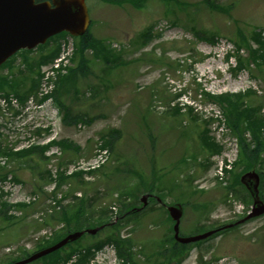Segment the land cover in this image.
I'll return each mask as SVG.
<instances>
[{
  "label": "rangeland",
  "instance_id": "rangeland-1",
  "mask_svg": "<svg viewBox=\"0 0 264 264\" xmlns=\"http://www.w3.org/2000/svg\"><path fill=\"white\" fill-rule=\"evenodd\" d=\"M87 5L92 35L105 40L122 58L109 65L110 70L89 50L87 73L81 72L62 86L61 78L79 63L74 53L67 74H57L55 89L62 86V104L57 98L52 101L51 93H39L44 80L48 82L41 71L34 92L24 101L18 97L23 107L21 114L0 108L3 148L11 144L23 146L43 137L56 142L45 154L48 160L39 152L32 155V160L0 157V175L7 173L0 181V209L4 203L7 207L6 214H0V264L23 259L45 242L74 231L59 219L44 224L48 218L46 209L55 208V202L47 201L50 193L54 197L51 189L56 184L63 193L57 205L67 209L84 200L90 227L118 221L120 232L132 239V252L140 264H222L223 257L235 258L240 264H264V216L192 245L181 262H165L157 254L161 243L171 237L172 224L165 206L153 197L142 212L129 215L131 207L142 206L141 198L147 193L169 205L184 202L181 233L191 236L233 223L251 210V197L241 184L235 185V179L256 166L264 186V151L260 160L247 163H242L240 152L233 170L226 174V186L223 183L210 188L208 177L215 153L202 151V130L206 128L214 142L219 138L227 142L228 135L235 136L236 132L229 124L228 102L218 99L211 104L212 99L202 89L220 93L235 89L233 84L238 80L254 78L259 96H237L242 98L240 107L243 104V108L251 109L258 105L262 108L259 113L264 115V63L260 70L248 48L258 46L251 40L254 29L264 36V0H148L140 8L130 2L119 5L87 0ZM148 27H152L154 37L142 44L139 35ZM239 30L248 38V45L241 42L243 46L238 51ZM198 33L205 38L210 35L212 42L200 39ZM64 34L34 50H20L0 68V75L20 77V71L28 72L24 58L39 63L42 55L54 56ZM236 55L247 61V67L235 72ZM12 95L17 97L8 96ZM237 96L232 99L237 100ZM181 101L190 108L176 105ZM162 106L167 107L165 111ZM174 107L181 112H174ZM245 124L242 137L254 146L251 130ZM112 129L119 130L120 135L110 147L103 135ZM261 132L264 138V127ZM97 147L107 148L110 159L93 175L94 179H87L83 173L71 177L64 173L69 179L59 187L61 175L54 171L55 166L62 161L67 169L79 158L94 154ZM174 182L177 189L171 191ZM32 193L38 194L34 196L37 202L21 208L22 201ZM261 193L264 199V187ZM111 230L107 227L98 234L86 235L81 244L106 240ZM107 244L89 264H131L118 256L113 243ZM32 264L43 263L39 260Z\"/></svg>",
  "mask_w": 264,
  "mask_h": 264
},
{
  "label": "trees",
  "instance_id": "trees-1",
  "mask_svg": "<svg viewBox=\"0 0 264 264\" xmlns=\"http://www.w3.org/2000/svg\"><path fill=\"white\" fill-rule=\"evenodd\" d=\"M41 1V0H37ZM110 3H117L119 5H122L123 3L130 2V4L140 8L143 7L148 0H105ZM170 1V0H164ZM91 28L89 31L77 38L76 43V52L75 56L76 58H79V63L77 67L71 68L69 71V74L66 75L64 78H61V80L64 82L62 83V86H66L67 83L71 82L73 79L77 78L79 74H84L87 69H89V62L91 61L90 58L87 55V52L89 50L92 51L93 57L103 60L107 65L108 68L111 70L112 67L111 64L115 61V64H117L118 61L121 60L122 56L115 52L110 46H108L105 42V40L96 38L92 35ZM257 28L254 29L251 40L255 42L258 47L253 49L251 45H249V50L252 53V60L255 61L258 68L262 70V63H264V41L261 38V34L257 31ZM200 35V36H199ZM238 35L240 37L239 42L236 43L237 49L240 50L242 48L241 42H244V45H248V38H246L245 34L239 30ZM200 37V39H204L205 37L198 33L197 35ZM206 36V35H205ZM153 33H152V27H148L145 30L142 31V33L139 35V41L144 44L148 43L153 39ZM207 40H210L212 42V37L206 36ZM52 40V39H51ZM59 53V48L56 49L54 56H45L42 55V61L39 63H32L28 59L24 58L23 61H25L26 66L28 67V72H21V76L17 77L14 74L11 75H0V93H4L6 95L14 94L15 96L19 97L22 101L26 99L30 93L34 92V86L37 83V77L41 75V65L45 62H48L52 60L54 57H56ZM51 56V57H50ZM74 56V57H75ZM230 56V55H229ZM228 56V58H229ZM114 59V60H113ZM247 61L244 60L241 56L238 57V66L234 68L233 70L236 72L246 66ZM110 65V66H109ZM36 74L35 77L29 76L31 73ZM60 80V82H61ZM62 86L56 90V98L59 103L62 104V99L59 97V94L61 93ZM237 95H222L218 97H214L215 99L224 100L228 102V117L230 119V126L234 129L236 134L239 135L241 138V154H242V163H247L249 160L252 161H258L261 159L263 151H264V138L262 137L261 129L264 127V118L259 113L261 110V107L258 105L250 107L251 109L243 108V104L240 107V103L242 102L241 96H237V100H233L232 97H235ZM210 97V96H209ZM177 114H179L181 111L174 110ZM245 124L246 128H250L252 137L254 140V146L252 144H249V142H246L242 137V131H243V124ZM244 132V131H243ZM202 144L203 149L202 151L208 152V150L211 153H215L220 151V147L210 139L208 136V130L206 128H203L202 130ZM120 135V131L117 129H112L108 133L104 134V140L106 144L110 147L114 146V143L118 136ZM65 145V144H63ZM208 149H207V147ZM45 150L46 147L41 146H29L21 151H14L13 146H7L6 148H3L0 142V157L1 156H7V157H20L24 158V160H32V155L34 153L39 152L41 154V157L46 159L45 156ZM241 160V157H240ZM240 162V161H239ZM239 164V163H238ZM252 164V163H251ZM254 167V166H253ZM251 167L250 169H252ZM77 175V174H76ZM7 173H1L0 179L6 178ZM75 176V175H74ZM241 175L235 179L237 184H241L240 181ZM67 179H69L67 176L61 175L60 177V183L59 187L62 185L63 182H65ZM80 183H82L79 180ZM177 182H174L173 185L170 187L171 191H175V188L177 186ZM84 184V183H82ZM262 184V188H263ZM177 189V188H176ZM88 199V198H87ZM1 203V202H0ZM184 203V202H182ZM80 205L77 207H71L65 208L62 210L59 216L52 215L48 220L45 221L46 224H52V221L60 220L61 222H65L68 226L74 227L75 230H83L85 228H89L92 226V223L90 222V218L88 217L85 209V201L81 200L79 203ZM30 206L21 205V208H28ZM134 206L131 207L129 210H133ZM7 207L6 203H4V207L0 209V214H6ZM102 224V223H101ZM99 223V225H101ZM94 226V225H93ZM60 234L57 238H54L53 241L45 242V245L41 247V243L38 245L41 248H44L46 246H50L57 241H59L62 237H64ZM108 238L106 240H94L93 243L89 245H82L81 241L72 244L68 248H62L54 253H51L50 255L43 258L42 263L43 264H68L71 260H73L74 257L77 256V260L74 264H89L90 261L95 257L96 251L101 249L107 242H114L118 251L119 256L124 260V262H130L131 264H140L138 263L134 258V253L132 252L133 247V241L131 238L129 239H122L118 230H113L110 232V234L107 236ZM74 246V247H73ZM164 246V258L167 260L166 262H170L171 260H176L177 262H181L186 253L188 252L189 248L192 246V244H183L180 242H177L172 236L170 238H167L163 242ZM161 254V251L159 252ZM30 254L27 253L26 256ZM76 255V256H75ZM16 261V259H13L11 262ZM10 264V263H9Z\"/></svg>",
  "mask_w": 264,
  "mask_h": 264
},
{
  "label": "water",
  "instance_id": "water-1",
  "mask_svg": "<svg viewBox=\"0 0 264 264\" xmlns=\"http://www.w3.org/2000/svg\"><path fill=\"white\" fill-rule=\"evenodd\" d=\"M87 0H0V66L11 56L22 49H34L40 44L62 32L73 36L84 35L91 24ZM241 181L253 196L252 212L241 222L264 214V201L260 197V175L255 171L245 173ZM144 206L148 203V195L142 197ZM169 213L175 221V238L181 243H192L205 239L217 230H211L196 236H180V222L183 206H169ZM99 228L88 229L95 234ZM84 231L70 233L55 245L42 249L30 257L13 264H28L43 256L57 251L69 242L78 240Z\"/></svg>",
  "mask_w": 264,
  "mask_h": 264
}]
</instances>
